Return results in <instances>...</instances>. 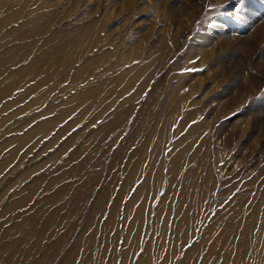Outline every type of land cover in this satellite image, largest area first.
<instances>
[{"label":"rangeland","instance_id":"1","mask_svg":"<svg viewBox=\"0 0 264 264\" xmlns=\"http://www.w3.org/2000/svg\"><path fill=\"white\" fill-rule=\"evenodd\" d=\"M261 22L264 0H0V264H264Z\"/></svg>","mask_w":264,"mask_h":264},{"label":"bare ground","instance_id":"2","mask_svg":"<svg viewBox=\"0 0 264 264\" xmlns=\"http://www.w3.org/2000/svg\"><path fill=\"white\" fill-rule=\"evenodd\" d=\"M192 11V10H191ZM88 28V27H87ZM83 29V31H80V34H81V36H80V39H83V37H85V34L87 33V31H88V29ZM259 31H263L264 32V22H261L260 23V25L258 26V29H257V32H255V35L259 32ZM255 35H253V36H255ZM252 36V37H253ZM252 37H250V39L252 38ZM229 39V38H228ZM251 41V40H250ZM243 43H245V42H243ZM224 44L225 45H227L228 44V41L227 40H224ZM246 47H249V46H251L252 45V42H247V43H245L244 44ZM34 67V66H33ZM32 66H30V67H28V69H32L33 68ZM180 91H181V89H177V90H175V92H174V94L172 95V98L170 99V101H169V105H170V108H169V114H170V116L171 117H173L174 119H176V115H177V113H178V110H179V106H181V103L183 102H185V100L189 97V94H187V96L186 97H183L181 94H180ZM178 103H179V106H178ZM182 106H183V104H182ZM176 114V115H175ZM192 115V116H191ZM195 116V114H193V112L190 114V113H188V114H186V117H185V119L187 120V122H189V121H192V120H194V117ZM50 123H51V121H47V122H42V123H40V124H38L35 128H33L31 131H29L28 132V134H27V137H25L28 141H29V139H31L33 136H35V135H37L38 133H40L42 130H44L45 128H47L49 125H50ZM203 126L204 128H207L208 126H207V123H204V120L202 121V124H200V126ZM198 128H199V125H196L195 127H193V128H191L190 130H189V132H187V134L188 135H193V134H195L196 133V131L198 130ZM221 128L222 127H218L216 130H217V132L218 131H220L221 130ZM211 130V129H210ZM209 130V131H210ZM205 131V130H204ZM212 131V130H211ZM211 138H215V136L213 135V136H211ZM259 138V137H258ZM230 140V139H229ZM22 141V140H21ZM258 141V140H257ZM259 142V141H258ZM220 143H224L225 144V146L223 147V150L219 147V145H216V147L214 146V148H213V151H214V155H217V154H219V157L221 158L220 159V161H223L222 160V156H221V153H223V151H224V149L225 148H228V146H229V143L227 142V140H223V139H221V141H220ZM210 144V143H209ZM216 144H218V143H216ZM209 153V152H208ZM210 154V153H209ZM229 156V155H228ZM191 157H192V161L195 163V160H199V158H201L199 161L200 162H197V163H199V165L196 167L197 168V171H199V169L200 168H202V166H205V164H206V161H207V147H206V139H204V140H202L201 142H200V145L196 148V150L194 151V153L191 155ZM231 160H233V159H235V157H229ZM181 158H179V157H174L173 159H172V161H171V174L173 175V176H178V170H179V165H181ZM196 163V164H197ZM201 163H202V165H201ZM228 163H226V165H227ZM240 164V163H239ZM217 165V164H216ZM194 167H195V165H193ZM191 170V169H190ZM200 171H202V170H200ZM191 172L192 171H189V170H187V171H185L184 172V174H183V176L184 177H186V178H188V177H190V174H191ZM232 173H233V171H231ZM211 176H212V178H211ZM211 176L209 175V180L211 179V181L212 180H216V178H217V176L218 175H215L214 176V173L213 174H211ZM239 178V174L238 173H236V175L234 176V177H231L230 178V181H233L235 178ZM143 186V185H142ZM142 186H140V187H142ZM140 187L138 188V192H140L141 191V189H140ZM247 186H244V188H246ZM244 193H245V191H244ZM243 193V194H244ZM260 195V198H259V202H261V194H259ZM258 195V196H259ZM234 200H237V199H234ZM237 202V204H238V200L236 201ZM231 203H234V202H231ZM230 203V204H231ZM236 204V205H237ZM10 207H8L7 209H9ZM12 208V207H11ZM234 211H236L235 210V206H233V207H229V205L228 206H226L225 207V209L223 210V211H221L220 213H219V218H217V223H214L213 224V227H215L216 225H218V222H219V219H220V217H222V216H224V215H226L227 213H231L232 215H235V212ZM238 212V211H237ZM218 227V226H217ZM229 229H231V225L229 224V223H225V224H223L222 226H221V230H222V233L219 235V237H218V239H215L213 242V245L216 247V246H220V248L221 247H224L225 246V236H226V234L227 233H229ZM17 243V241L16 242H14V243H12V245L13 244H16ZM242 244H245V241H244V237H243V240L240 242V245H242Z\"/></svg>","mask_w":264,"mask_h":264},{"label":"snow or ice","instance_id":"3","mask_svg":"<svg viewBox=\"0 0 264 264\" xmlns=\"http://www.w3.org/2000/svg\"><path fill=\"white\" fill-rule=\"evenodd\" d=\"M193 71H195L196 69H192Z\"/></svg>","mask_w":264,"mask_h":264}]
</instances>
